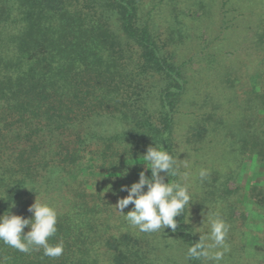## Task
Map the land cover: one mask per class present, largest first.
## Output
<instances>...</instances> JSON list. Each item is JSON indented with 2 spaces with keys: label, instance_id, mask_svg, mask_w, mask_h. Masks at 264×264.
<instances>
[{
  "label": "trees",
  "instance_id": "trees-1",
  "mask_svg": "<svg viewBox=\"0 0 264 264\" xmlns=\"http://www.w3.org/2000/svg\"><path fill=\"white\" fill-rule=\"evenodd\" d=\"M142 21L140 0H0V215L31 218L36 199L48 203V242L64 247L52 258L0 241V264H166L165 240L182 264H202L186 257L199 241L187 206L174 232L155 233L127 223L131 204L115 208L149 146L177 158L188 84L186 64Z\"/></svg>",
  "mask_w": 264,
  "mask_h": 264
},
{
  "label": "rangeland",
  "instance_id": "rangeland-1",
  "mask_svg": "<svg viewBox=\"0 0 264 264\" xmlns=\"http://www.w3.org/2000/svg\"><path fill=\"white\" fill-rule=\"evenodd\" d=\"M140 19L186 64L175 142L189 165L188 221L199 238L210 220L228 228L222 259L202 264H263L264 2L140 0ZM175 246H161L166 264L183 262Z\"/></svg>",
  "mask_w": 264,
  "mask_h": 264
},
{
  "label": "clouds",
  "instance_id": "clouds-1",
  "mask_svg": "<svg viewBox=\"0 0 264 264\" xmlns=\"http://www.w3.org/2000/svg\"><path fill=\"white\" fill-rule=\"evenodd\" d=\"M139 160L144 163L145 171L139 173L138 182L132 183L130 187L121 186L119 191L127 192V195L118 199L115 208L125 214L124 210L131 204L133 207L127 211L124 218L132 228L141 233H155L166 228L174 232L177 229L175 218L183 214L192 199L186 182L188 173L181 172V168L187 169L189 165L187 162L178 163V158L152 146L147 148ZM147 169L151 170L150 177L145 174ZM207 174L206 169H201L198 175L203 180ZM170 175L179 179L169 182ZM28 211L32 213L31 218L14 215L11 212L0 215V241L22 253L42 248L45 256L52 258L61 256L64 251L63 243L51 245L48 242L57 232L56 209L36 199ZM25 227L30 229L27 233H24ZM227 231L228 228L222 220H210L208 234L200 236L199 241L187 249L186 257L220 261L223 252L216 249L227 250L225 247Z\"/></svg>",
  "mask_w": 264,
  "mask_h": 264
}]
</instances>
